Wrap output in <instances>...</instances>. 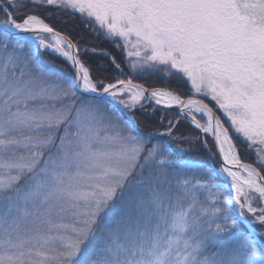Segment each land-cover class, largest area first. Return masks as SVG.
I'll return each instance as SVG.
<instances>
[{
	"label": "snow or ice",
	"instance_id": "obj_1",
	"mask_svg": "<svg viewBox=\"0 0 264 264\" xmlns=\"http://www.w3.org/2000/svg\"><path fill=\"white\" fill-rule=\"evenodd\" d=\"M0 264H264V0H0Z\"/></svg>",
	"mask_w": 264,
	"mask_h": 264
},
{
	"label": "trees",
	"instance_id": "obj_2",
	"mask_svg": "<svg viewBox=\"0 0 264 264\" xmlns=\"http://www.w3.org/2000/svg\"><path fill=\"white\" fill-rule=\"evenodd\" d=\"M185 127H186V126H185ZM242 156H244V153H243V152H242ZM247 161H248V162H251V156H248V157H247Z\"/></svg>",
	"mask_w": 264,
	"mask_h": 264
}]
</instances>
